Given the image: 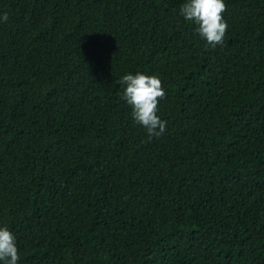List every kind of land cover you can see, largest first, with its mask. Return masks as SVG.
<instances>
[{
	"label": "trees",
	"instance_id": "16d2710c",
	"mask_svg": "<svg viewBox=\"0 0 264 264\" xmlns=\"http://www.w3.org/2000/svg\"><path fill=\"white\" fill-rule=\"evenodd\" d=\"M0 264H264V0H0Z\"/></svg>",
	"mask_w": 264,
	"mask_h": 264
}]
</instances>
